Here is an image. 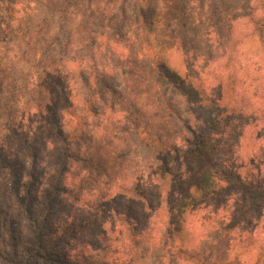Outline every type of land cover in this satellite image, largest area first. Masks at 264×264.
<instances>
[{
  "label": "rangeland",
  "instance_id": "1",
  "mask_svg": "<svg viewBox=\"0 0 264 264\" xmlns=\"http://www.w3.org/2000/svg\"><path fill=\"white\" fill-rule=\"evenodd\" d=\"M122 1L111 5L109 15H114L113 23L128 18L121 13ZM127 1L129 10L145 3L157 8L159 22L153 33L162 43L164 53L160 56L197 84L198 104L179 97L180 106L189 122L201 124L208 119L214 124L219 148L213 163L224 190L219 197L189 208L185 213L189 222L185 240L177 237L173 241L167 234L173 218L170 208L181 192L178 183L185 171L183 153L193 147L197 137L193 133L179 135V146L184 149L175 151L168 144V138L174 134L172 128L179 130L180 125H162L164 112L160 109L157 114L161 121L154 123L149 117H139V124L133 123L136 129L128 131L122 151L115 154V158L128 161L129 171L137 173L136 179L141 178L134 186L112 188V194L121 197L117 204L121 215L115 219L117 230L123 228L120 237L118 232L114 234L117 242L106 250L102 241L97 256H89L88 251L80 248L76 258H69L65 255L75 244L73 231L82 229L78 224L69 229L74 221H68V227H63L64 222L60 221L58 225L67 228L66 232L59 241L52 237L53 233L45 247L54 248L55 256L62 261L79 258L90 264L101 259L106 260V264H194L193 260L199 261L197 264H264V212L250 193L258 184H264V46L251 23L260 14L257 1ZM97 5L108 6L107 0H0V97L8 102L0 104V150L10 157L11 166H20L24 155L29 153L25 143L27 135L32 139L30 144L37 143L39 132H35L38 129L30 130L29 123L39 118L34 104L41 99L42 86L49 83L43 78L49 68L61 78H68L71 111L76 117L67 128L74 125L81 129L78 124V116L83 113L80 102L97 90L93 85L100 89L102 84L96 75L102 67L107 70L123 66L134 68L142 76L135 80L143 82L146 87L143 90H149L146 100L151 99L152 104L165 108L164 101L157 95L160 85L154 71L157 41L145 34L142 42L135 26L123 36L116 34L108 16L94 24ZM75 53L81 57L79 63L89 68L87 74L82 73L84 77L76 69L78 66L69 63ZM87 79L92 86H87ZM125 87L122 84L121 88ZM47 93L42 96L44 100ZM115 99L111 95L110 100ZM166 122L171 124L170 119ZM13 125L23 129L21 141L15 137ZM122 128L123 125L119 132ZM52 140L56 148L47 155L49 164L65 151V143L59 137ZM39 152L36 150L31 161L35 162ZM75 155L83 156L82 151L76 152L71 160V171L65 180V199L69 201L77 195L78 185L83 186L86 193L98 180L107 181L99 162L85 164L88 169L76 178L84 164L77 161ZM5 174L6 169L0 164V264H12L10 256L4 253L11 239L9 226L23 215L21 208L14 213L11 210V193ZM36 176L40 178L39 174ZM244 182L250 192L244 189ZM87 199L86 194L82 203ZM123 213L140 231L131 234L133 228L124 227ZM22 230L23 227L18 229ZM66 243L67 247H63ZM32 244L30 237L20 235L15 247L18 252L24 250L27 254L24 248H31ZM22 258L14 264H46L38 261L36 255L27 256L24 262Z\"/></svg>",
  "mask_w": 264,
  "mask_h": 264
},
{
  "label": "trees",
  "instance_id": "2",
  "mask_svg": "<svg viewBox=\"0 0 264 264\" xmlns=\"http://www.w3.org/2000/svg\"><path fill=\"white\" fill-rule=\"evenodd\" d=\"M119 1L107 0L108 6L104 7L97 5L94 12L96 16L94 24L97 21L102 22L108 16L110 26L114 27L116 34L120 36L127 34L131 27L135 26L138 27L137 35L138 38L140 36L142 42L145 34L146 36H153V39L156 40L153 31L156 23L159 22L157 8L150 3H145L138 9L133 6V9L129 10L130 5L127 0H124L120 4L121 13L127 15L128 18L117 19L113 23L114 15H109L111 5L118 4ZM256 1L260 14L254 17L251 23L264 46V0ZM156 43L157 52L155 54L154 71L160 85L157 95L159 99L164 101L165 108H159L152 104L151 99L146 100L150 96L147 92L149 90H143L146 88L143 82L135 80V78H141L142 76H139L134 68L123 66L107 70L102 67V70L96 75V79L99 78L98 80L102 84L100 89L93 85L97 92L91 93L90 96L80 102L83 112L78 116L80 130L79 127H74V125L67 128L72 123V119L76 117L75 112L71 111L72 99L68 78H61L47 67L49 72L43 75V78L49 80V83L45 82L46 85H41V99L34 104L39 118L29 123L30 130H33V128L38 129L35 132V134L39 132L37 143L30 144L32 139L27 135L25 143L29 153L26 156L24 155L23 161L18 167L11 166L10 157L0 150V164L6 169L5 178L8 180V190L11 193V210L14 213L17 208H21L23 215L21 220L9 226L11 239L7 241L8 250L6 249L4 253L10 256V263H16L21 257H23L21 261L24 262L27 256L36 255L38 261H44L46 264L51 262L53 264H90L87 260L81 261L79 258L77 260L67 259L62 261L55 256L54 248L51 249V246L49 248L45 247L49 244L48 239L53 233L55 234L52 237L59 241L62 234L66 232L67 228L62 229L58 225L60 221L64 222L63 227L64 225L68 227V221H74L69 229L77 224L82 229L73 231L75 244L70 250L66 251L65 256L75 257L80 248L83 251H88L89 256H97L101 252L102 241L105 242L106 250L111 249L110 244L117 242V239L113 238L114 234L118 232V237H120L123 228L117 230V219L115 218L121 215V212H118L119 208H117L118 199L121 197L112 194V188L132 184L134 186L135 182H139L141 179H136V172L129 171L130 166L127 160H119L115 158V154L122 151L128 131L136 129L137 126L133 123L139 124V117H149V120L159 123L161 118L158 119L157 112L160 109L164 112L162 125L167 127L175 125V123L180 125L179 130L172 128L174 134L168 138V144L172 145L175 151L178 150L179 152V150L184 149L179 146V135L193 133L197 137L193 147L183 153L182 160L185 171L180 175L178 183V191L181 192L176 203L170 208L173 218L171 229H168L167 234L171 235L173 241L177 237L185 240L186 226L189 225L187 217H185L186 211L209 198L219 197L223 193L224 188L220 183L213 163L217 148H219V140L216 139L217 134L213 130L214 124L208 119H204L201 124L196 121L195 124L189 122L180 106L181 99L179 100V97H186L190 104H198V95L195 91L197 84L193 83L191 76V79L185 77L171 66L164 56H160L161 53H164L162 43L158 41ZM141 47L144 48L143 43ZM72 55V60L69 63L72 66H78L79 68L76 69H79L80 76L84 77L82 73L86 72L87 74L89 68L79 63L81 59L79 53ZM90 59H93V56ZM95 68H98V66ZM92 73L94 72L92 71ZM67 74H69V71ZM52 78H56L57 81ZM38 80L41 82L40 78ZM86 84L88 87L92 86L89 79H87ZM122 84L126 85L125 89L121 88ZM45 92H48L46 100L42 98ZM111 95L116 98L114 102L110 100ZM4 99L5 101L0 97V104L7 105V99ZM185 104L186 101H184V106ZM22 116H25V113H22ZM133 116H135V120H133ZM167 119H170L171 124L166 122ZM22 121L23 118L20 119V122ZM121 125H123V128L119 132ZM10 127H12L11 124ZM11 129L15 131V137L21 141L20 134L23 129L16 125H13ZM53 137H59L60 141L65 143V151L49 164L47 155L51 154L52 148H56V142H52ZM73 140H75V143H73ZM36 150L40 152L36 155L34 162L31 159L34 157ZM74 150L78 153L82 151L83 156L75 155V159L84 164L83 168H80L76 174V178H80L83 172L88 169L85 164L99 162L107 181L98 180L97 185H91L86 193L85 188L78 185L77 195L71 197L73 201H69L67 198L65 199L67 189L65 180L67 174L71 171V160H74L73 156L76 153ZM54 159L53 157L52 161ZM37 174L40 178H37ZM32 180L37 182H31ZM23 186H25V191H22ZM101 186L106 187L100 188ZM244 186V189L250 192L251 189L246 182H244ZM250 193L255 197L257 204L264 212V184H258L256 190ZM86 194L89 199H87V202L82 203L83 196ZM142 197L144 199L146 196ZM122 215L125 217L126 226L124 227L131 226L133 228V230L130 228L131 234L140 231V228H135L136 225L133 221L131 222L124 213ZM55 217H57L56 220ZM22 227L23 230L18 231ZM20 235L32 239L31 248H24L27 254L24 253V250L21 252L16 250L15 242ZM68 243L64 244L63 247H67ZM192 251L197 252V250ZM84 254L82 257H84ZM105 261L101 259L99 262L92 264H106ZM197 262L199 261L193 260L194 264H197Z\"/></svg>",
  "mask_w": 264,
  "mask_h": 264
}]
</instances>
